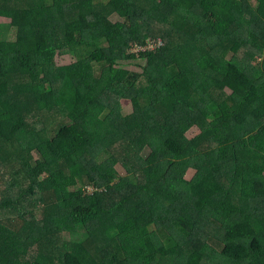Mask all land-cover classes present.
Here are the masks:
<instances>
[{"label": "trees", "instance_id": "1", "mask_svg": "<svg viewBox=\"0 0 264 264\" xmlns=\"http://www.w3.org/2000/svg\"><path fill=\"white\" fill-rule=\"evenodd\" d=\"M0 264H264V0H0Z\"/></svg>", "mask_w": 264, "mask_h": 264}, {"label": "rangeland", "instance_id": "2", "mask_svg": "<svg viewBox=\"0 0 264 264\" xmlns=\"http://www.w3.org/2000/svg\"><path fill=\"white\" fill-rule=\"evenodd\" d=\"M113 20H118V18L116 16H114ZM1 22L2 23H5V22H9L8 19H5V18H2L1 19ZM56 63L58 65H69L73 62V59L70 57V56H67V55H59L57 54L56 55ZM144 65V61H134L132 63H124V67L127 68V69H130V70H135V71H140V66L139 65ZM228 93H231V91L229 89H226ZM124 104V108H123V112L125 114H128L130 113L132 110H133V106L131 104V102H126L124 101L123 102ZM135 107H138V103H135ZM200 130L198 128H194V129H191L189 132H188V137H194L196 136L197 134H199ZM34 156L35 158H37V154L34 153ZM118 169L121 173H123V169L118 166ZM36 172L37 174L40 176V178H44L46 176H48L49 174H51L52 172V169L50 167H48L46 164L44 163H40L39 165H37L36 167ZM195 170L194 169H190L187 173V178H190L192 177V175L194 174Z\"/></svg>", "mask_w": 264, "mask_h": 264}, {"label": "built area", "instance_id": "3", "mask_svg": "<svg viewBox=\"0 0 264 264\" xmlns=\"http://www.w3.org/2000/svg\"><path fill=\"white\" fill-rule=\"evenodd\" d=\"M163 46V41L160 38L148 37L143 43L130 44L129 52L137 57L145 52L156 51Z\"/></svg>", "mask_w": 264, "mask_h": 264}]
</instances>
